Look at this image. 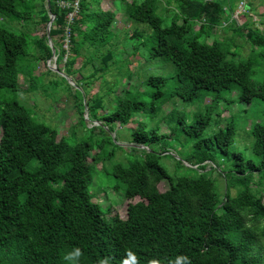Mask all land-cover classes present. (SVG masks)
<instances>
[{"label":"trees","instance_id":"trees-1","mask_svg":"<svg viewBox=\"0 0 264 264\" xmlns=\"http://www.w3.org/2000/svg\"><path fill=\"white\" fill-rule=\"evenodd\" d=\"M60 1L72 0H50L49 10L45 0H0V16L5 19V23L0 22V88L18 89L20 77L30 81L28 90L39 87L34 61L27 58L28 44L33 42L28 25H46L49 14L55 16L49 36L58 69L68 76L80 73L75 84L82 91L86 88L81 82L89 86L107 70L116 49L112 32L115 13L104 9L101 0H79L78 12L67 23L71 7L60 6ZM113 1L121 5L127 19L146 23L152 30L146 58L163 57L175 66L173 75H150L146 81L153 86L152 114L172 96L203 104L204 111L196 113L189 123L183 116L177 117L178 124L169 134H159L158 126L147 128L146 123H137L130 142L133 150L138 148L135 145L146 146L138 148L142 154L111 167L123 197L138 198L127 204L122 218L111 213V207L103 209L88 189L95 175L93 163L88 161L90 152L94 162L115 157V150L107 155L99 151L105 139L93 143L88 138L72 142L66 136L57 137V129L25 105L0 100V264H69L63 256L74 247L83 252L79 264H98L106 257L109 264H121L128 252L139 264H147L149 259L167 264L177 256L189 257L192 264H264V122H254L249 129L251 152L259 160L234 151L235 163L227 172L217 158L232 143L235 127L228 121L207 130L212 122V126L219 124V105L224 103L222 106L228 108L231 102L222 98L223 93H236L240 103L264 100V82L251 78L253 59L241 58L231 49L237 44L218 38L214 31L228 21L235 23L231 19L235 0ZM160 8L165 17L157 14ZM243 8L250 9L251 4H243ZM22 21L19 28H8ZM197 22L198 29L193 32ZM66 26L68 51L64 48ZM231 29L250 44L251 55L264 56L263 31L238 24ZM212 34L211 42L206 41ZM138 35L133 31V38ZM36 43L41 57L50 58L46 33ZM108 44L110 49L100 52ZM83 48L85 60L73 67ZM94 60L99 61L98 66L83 75L81 71ZM171 78L173 86L165 94ZM74 91L69 92L81 119L84 97L87 119L103 121L88 128L90 138L97 128L104 130L106 126L112 131L116 122L129 123L145 106L125 91L109 113L98 115L102 100L95 94L82 96L79 89ZM180 135L190 137L192 148L169 172L160 159L173 158L168 150L174 139L167 138ZM161 139L165 141L159 143ZM157 144L159 149L154 147ZM213 171L224 181L222 195L215 188ZM161 180L169 183L163 192L158 189Z\"/></svg>","mask_w":264,"mask_h":264},{"label":"rangeland","instance_id":"rangeland-1","mask_svg":"<svg viewBox=\"0 0 264 264\" xmlns=\"http://www.w3.org/2000/svg\"><path fill=\"white\" fill-rule=\"evenodd\" d=\"M235 10L231 13V19L235 20V23L228 21L224 24V27H216L214 30L218 38L227 39L232 41L237 46L232 47V50L240 53L241 58L251 57L254 61V66L251 74V78L256 82H264V56L253 53L251 55L250 44L241 38L239 35L232 32V26L234 24L247 25L258 28L264 32V0H235ZM250 3V9H244L242 5ZM104 9L113 11L115 13L114 20L112 22V32L115 34L113 37L115 43V51L113 58L108 64L106 71L102 72L97 79L86 86V91H82L80 86L75 84V80H80V73H75L71 78V83L67 81L62 75L51 70L47 66V60L43 59L40 54L39 46L36 41L46 32V25L44 24H29L30 38L33 42L28 44L27 58L34 61L33 73L36 77V89H29L30 81L20 77L18 81L19 88L16 90L0 88V100H16L19 103L25 105L27 108L33 111V113L43 120L48 125L55 127L58 131V136H66L69 141H77L83 138H88V141L95 143L96 139H105V146L99 151L103 154L109 153L111 150H115V157L113 159L103 158L99 162H94L91 159V154L88 157V161L93 163L95 175L92 181L88 185L89 192L93 195V200L100 203L103 209L107 206L111 207V213H118L120 217L125 218L126 208L129 202H135L138 198L132 200H126L123 197V189L117 186V179L111 174V167L113 163L122 160L128 161L142 154V151L138 148L133 150L131 147L133 143L131 140V132L136 127L138 122H144L147 124V128L158 126L159 134H169V129L178 124L177 117L183 116L186 122L193 120L194 116L198 112H203V104L196 102H187L177 96L164 100L161 104V108L154 114L150 111L151 93L153 86L147 85L146 81L150 75H165L170 76L175 73V66L165 60L163 57H157L155 59H147L150 35L152 30L146 23L135 22L127 19L121 12V5L117 1L113 0H101L100 4ZM157 14L161 17H165L163 10L160 8ZM0 22L5 23V19L0 16ZM7 23V22H6ZM24 22L12 23L8 28H19ZM198 22L192 27V31L196 32L198 29ZM228 30H225L226 27ZM138 32V37L133 38V31ZM213 34L206 38V41L211 42ZM64 48H69V42L65 35ZM138 45V46H137ZM240 47H239V46ZM134 48L135 51H134ZM110 49V45H106L100 52H107ZM112 53H113V48ZM33 51V54L31 53ZM32 54V55H31ZM85 55V49H81V55L76 59L73 67H79L83 61ZM90 54L88 55V58ZM62 61L59 67H63ZM97 60L85 66L81 71L83 75H87L92 71L93 67L98 66ZM57 68L58 65L56 64ZM131 71L130 78L127 77V72ZM173 86V79L171 78L164 89L165 94H168L170 87ZM125 87L127 89H125ZM79 89L82 96L85 94H95L102 100V106L98 109V115L103 113H109L116 104L117 97L125 91L128 97L136 95L141 101L145 103V106L134 115L133 119L127 123L116 122L110 131L106 126L104 130L99 128L95 129V134L90 138L88 136L89 130L92 125H99L103 121L93 120L89 121L87 116L86 99L83 97L84 102V116L82 114L81 119L77 109L75 108V99L71 92L74 94V90ZM89 90V92H88ZM71 91V92H69ZM86 92V93H85ZM76 97V96H75ZM222 98L228 101V108L219 105L221 111L219 116V124L211 125L207 130H211L216 126H224L228 121L233 123L235 127V133L232 143L227 147L226 153L218 155L217 162L220 163L222 169L226 172L232 168L235 163L236 157L234 151H241L242 154L251 158L254 161H258L259 157L251 152L252 138L249 136L250 126L254 122H264V100L259 98H253L250 103L237 101V95L222 94ZM209 102V98L206 99ZM215 116V113H214ZM213 116V118H214ZM227 118V119H226ZM82 121L84 124H82ZM1 130V128H0ZM111 138V141H109ZM170 142L168 153L173 156H166L160 159V162L167 167L169 172L173 171L176 160L182 159L184 154L192 148V140L190 137L180 135L178 137L167 138ZM161 139L159 143L164 142ZM167 141V140H166ZM168 141L166 144H168ZM114 143V144H113ZM119 147L115 148L114 145ZM159 149V144L154 146ZM105 155V156H106ZM127 159V160H126ZM105 168V169H104ZM104 169V170H103ZM103 170V171H102ZM211 177H214V185L218 192L222 195V189H224V181L222 176H219L216 171L211 173ZM254 181L257 180L256 174L254 175ZM255 183L251 185L255 186ZM169 186L167 180H161L158 183L159 191H165ZM264 187V182L262 188ZM118 188V189H117ZM234 193V190H232ZM220 198H223L220 196ZM110 205V206H109Z\"/></svg>","mask_w":264,"mask_h":264},{"label":"clouds","instance_id":"clouds-1","mask_svg":"<svg viewBox=\"0 0 264 264\" xmlns=\"http://www.w3.org/2000/svg\"><path fill=\"white\" fill-rule=\"evenodd\" d=\"M127 259H123L121 264H139V261L136 259L133 253L128 252ZM83 256L81 248L74 247L71 251L66 252L63 256V259L69 264H79L80 258ZM98 264H109V258H104L98 261ZM147 264H161L160 260L149 259ZM167 264H192L191 259L187 256H177L174 260L169 259Z\"/></svg>","mask_w":264,"mask_h":264},{"label":"water","instance_id":"water-1","mask_svg":"<svg viewBox=\"0 0 264 264\" xmlns=\"http://www.w3.org/2000/svg\"><path fill=\"white\" fill-rule=\"evenodd\" d=\"M49 1L50 0H45V5H46V8L48 10L50 8ZM54 17H55L54 15L49 14V20H48V22L46 24V32L45 33H46V37H47L48 44H49V46L51 48V56L46 61L47 62V66L51 70H53V71L57 72L58 74L62 75L65 79H67V81L69 83L73 84L71 82L70 76L66 75L62 70L58 69L57 66H56V51H55V48H54L53 43L51 41V38L49 36L50 27H51V24H52V22L54 20ZM135 146H137V147H146V146H143V145H135Z\"/></svg>","mask_w":264,"mask_h":264},{"label":"built area","instance_id":"built-area-1","mask_svg":"<svg viewBox=\"0 0 264 264\" xmlns=\"http://www.w3.org/2000/svg\"><path fill=\"white\" fill-rule=\"evenodd\" d=\"M79 0H72L70 3H66V2H63V1H60L59 2V5L60 6H67V7H71V11L67 13L66 15V20H67V23H70L75 14L78 12V6H79ZM243 7V5H242ZM244 10V8H243ZM65 34H66V37L68 39V42H69V27H65Z\"/></svg>","mask_w":264,"mask_h":264}]
</instances>
